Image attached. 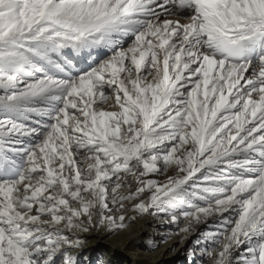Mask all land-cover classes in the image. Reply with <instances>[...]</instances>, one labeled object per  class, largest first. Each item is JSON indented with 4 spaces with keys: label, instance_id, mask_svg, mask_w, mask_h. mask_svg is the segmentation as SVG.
Returning a JSON list of instances; mask_svg holds the SVG:
<instances>
[{
    "label": "snow or ice",
    "instance_id": "6c2138e0",
    "mask_svg": "<svg viewBox=\"0 0 264 264\" xmlns=\"http://www.w3.org/2000/svg\"><path fill=\"white\" fill-rule=\"evenodd\" d=\"M145 216L264 264V0H0V264Z\"/></svg>",
    "mask_w": 264,
    "mask_h": 264
},
{
    "label": "rangeland",
    "instance_id": "374dc122",
    "mask_svg": "<svg viewBox=\"0 0 264 264\" xmlns=\"http://www.w3.org/2000/svg\"><path fill=\"white\" fill-rule=\"evenodd\" d=\"M163 179V177H159ZM211 225V221H209ZM209 225H196L195 231L186 237L172 235L166 242L162 240L166 234L178 229L173 225H162L159 220L145 216L130 223L126 230L108 234L97 230L85 234V246L80 251V258H88L94 264L101 256L109 264H212L208 257H201L197 250L196 257L188 255V249L200 231L208 230ZM153 240L157 246L152 247L148 241Z\"/></svg>",
    "mask_w": 264,
    "mask_h": 264
}]
</instances>
